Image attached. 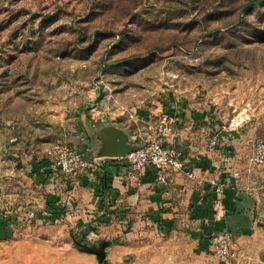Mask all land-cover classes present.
Returning a JSON list of instances; mask_svg holds the SVG:
<instances>
[{
	"label": "rangeland",
	"instance_id": "obj_1",
	"mask_svg": "<svg viewBox=\"0 0 264 264\" xmlns=\"http://www.w3.org/2000/svg\"><path fill=\"white\" fill-rule=\"evenodd\" d=\"M98 106L184 110L264 141V0H0V156L15 137L45 152ZM72 233L17 225L0 264H100Z\"/></svg>",
	"mask_w": 264,
	"mask_h": 264
},
{
	"label": "crops",
	"instance_id": "obj_2",
	"mask_svg": "<svg viewBox=\"0 0 264 264\" xmlns=\"http://www.w3.org/2000/svg\"><path fill=\"white\" fill-rule=\"evenodd\" d=\"M183 111L164 110L157 118L147 110L114 116L98 106L89 115L80 113L74 131L67 129L60 138L99 165L82 170L78 182L53 169L42 150L20 146L16 137L10 140L14 148L2 145L0 244L13 238L17 225L58 222L73 231L78 253L94 255L100 264L106 259L110 264H222L205 240L228 229L237 251L232 264H264V164L251 161L255 125L228 123L213 130L193 121L192 114L187 121ZM154 134L181 151L193 177L171 173L168 182H158L150 164L138 182L128 177L117 157ZM214 134L218 142L211 146ZM6 205L13 213L4 219ZM55 207L61 213L51 221ZM92 235L95 248L85 243Z\"/></svg>",
	"mask_w": 264,
	"mask_h": 264
},
{
	"label": "built area",
	"instance_id": "obj_3",
	"mask_svg": "<svg viewBox=\"0 0 264 264\" xmlns=\"http://www.w3.org/2000/svg\"><path fill=\"white\" fill-rule=\"evenodd\" d=\"M217 142V136H213L209 143L211 146H216ZM45 156L53 169L60 170L67 179L73 182L80 180L82 170L99 165V162L94 158L87 159L81 149L64 138L54 141L45 150ZM117 159L127 166L128 177L135 182L139 181L140 174L147 164L153 166L155 180L158 182H168L171 173H184L188 177L194 176L193 172L187 168L181 151L173 145L165 144L162 137L157 134L142 140L139 145L127 150ZM251 161L255 165L264 164V141L255 144ZM12 213L9 205L3 207L5 218H9ZM205 241L207 249L222 264H232L235 260L237 251L234 248L232 231L222 229L212 232Z\"/></svg>",
	"mask_w": 264,
	"mask_h": 264
},
{
	"label": "trees",
	"instance_id": "obj_4",
	"mask_svg": "<svg viewBox=\"0 0 264 264\" xmlns=\"http://www.w3.org/2000/svg\"><path fill=\"white\" fill-rule=\"evenodd\" d=\"M250 1H252V0H249V4H250ZM60 213H61L60 208L55 207L54 210L52 211V217L50 218V220L54 221L60 215ZM4 219H6V218L4 217Z\"/></svg>",
	"mask_w": 264,
	"mask_h": 264
},
{
	"label": "water",
	"instance_id": "obj_5",
	"mask_svg": "<svg viewBox=\"0 0 264 264\" xmlns=\"http://www.w3.org/2000/svg\"><path fill=\"white\" fill-rule=\"evenodd\" d=\"M102 258H103V256H102V255H100V261L102 260Z\"/></svg>",
	"mask_w": 264,
	"mask_h": 264
}]
</instances>
